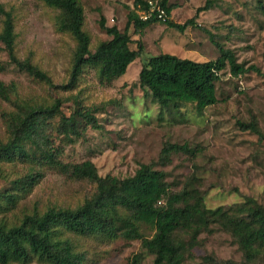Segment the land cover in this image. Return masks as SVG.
<instances>
[{
    "label": "rangeland",
    "instance_id": "obj_1",
    "mask_svg": "<svg viewBox=\"0 0 264 264\" xmlns=\"http://www.w3.org/2000/svg\"><path fill=\"white\" fill-rule=\"evenodd\" d=\"M79 1L92 51L111 38L100 19L104 17L108 26L124 30L128 13L135 8L134 0ZM207 2L210 8L199 12L198 26L190 25L184 31L164 21L140 32L131 24V47L137 48L135 40L139 39L144 51L141 60L132 62L123 76L103 82L97 70L85 64L74 84L63 87L71 78L78 41L58 27L61 9L44 0H0L13 16L17 55L30 58L56 84L52 87L15 66L0 41V80L10 88V99L0 96V143L10 139L11 115L31 105L49 106L59 98L62 112L46 116L44 129L48 146L61 162L90 159L100 175L119 178L131 176L142 163H149L165 173L174 190L187 186L201 190L208 207H230L249 197L264 205V0H169L171 17L184 23ZM4 18L0 13V32ZM215 41L231 48L239 62L257 70L235 76L229 68L224 69L217 81L218 102L205 108L193 103L163 107L152 95H145L139 70L150 55L169 52L211 60L220 54ZM86 110L98 125L81 114ZM168 143L185 149L165 156L163 148ZM27 181L29 184L23 185ZM95 188L92 181L47 162L37 143L22 140L12 155L0 159V195L13 193L16 199L6 207V200L0 197V221L14 224L36 210L75 207ZM140 227L144 234H153L147 222H141ZM65 237L84 255L83 264H131L132 255L142 251L140 239L124 236L109 239L65 231ZM209 255L221 262L243 261L238 244L221 229L203 232L187 263L204 264ZM153 260L154 256L145 252L142 264H153ZM28 264L42 263L34 260Z\"/></svg>",
    "mask_w": 264,
    "mask_h": 264
},
{
    "label": "trees",
    "instance_id": "obj_2",
    "mask_svg": "<svg viewBox=\"0 0 264 264\" xmlns=\"http://www.w3.org/2000/svg\"><path fill=\"white\" fill-rule=\"evenodd\" d=\"M48 5L61 9L58 27L71 32L78 44L74 53L71 78L62 86H71L85 64L92 65L101 81H112L123 76L130 64L142 58L144 45L135 40L129 31L131 24L135 31L148 25L164 21L168 26L184 31L188 26H198L200 11L210 8L211 3L197 9L196 14L184 23L171 17L173 9L169 0H163L168 18L156 16L143 19L136 9L146 10L148 0H134V9L128 13L124 30L116 25L108 26L105 18L100 19L101 27L111 36L99 43L94 51L90 48V35L83 28L84 7L79 0H44ZM0 13L5 15L0 41L5 44L10 60L19 69L56 86L51 76L30 58H20L16 53V35L12 13L0 4ZM220 54L211 60L198 61L180 57L169 52L150 55L139 70V82L145 95H152L163 107L180 103H193L201 108L218 102L217 81L224 69L238 76L251 69L239 62L235 52L215 41ZM10 88L0 80V96L10 99ZM58 98L49 106L31 105L22 113L8 118L10 139L0 143V159L12 155L22 140L37 143L47 162L71 170L80 179L92 181L95 190L79 205L72 207L51 206L44 211L26 213L19 222L8 224L0 221V263L14 262L28 264L34 260L42 264H83L84 255L75 250L74 243L65 237V231L82 236H99L115 239L124 236L140 239L142 251L134 253L131 264H142L145 252L154 256L153 264H188L194 249L200 243L203 232L212 233L221 229L228 232L243 252L241 264H264V205L253 198L230 207H208L201 190L184 187L174 190L163 171L149 163H142L136 172L119 178L108 174L100 175L95 163L83 162L66 164L55 156L54 148L48 146L45 133L46 116L61 113ZM92 124L95 116L89 111L81 112ZM245 124H242V126ZM255 127V124H250ZM185 149L184 145L168 143L164 155ZM34 178L33 174L29 175ZM30 183L32 181H29ZM29 184L28 181L23 185ZM190 184V182H189ZM0 197L6 200V207L15 204L13 193L4 192ZM0 206L2 203L0 202ZM147 222L153 228L152 235L142 232L140 223ZM204 264H236L221 262L213 255L205 257Z\"/></svg>",
    "mask_w": 264,
    "mask_h": 264
},
{
    "label": "built area",
    "instance_id": "obj_3",
    "mask_svg": "<svg viewBox=\"0 0 264 264\" xmlns=\"http://www.w3.org/2000/svg\"><path fill=\"white\" fill-rule=\"evenodd\" d=\"M142 11L143 12L140 14V16L143 19H147L152 16H156L161 20H166L168 18V13L166 7L163 4V0H148L147 9Z\"/></svg>",
    "mask_w": 264,
    "mask_h": 264
}]
</instances>
